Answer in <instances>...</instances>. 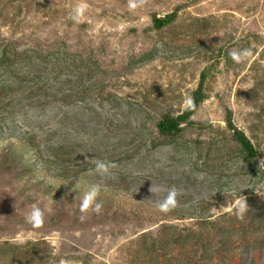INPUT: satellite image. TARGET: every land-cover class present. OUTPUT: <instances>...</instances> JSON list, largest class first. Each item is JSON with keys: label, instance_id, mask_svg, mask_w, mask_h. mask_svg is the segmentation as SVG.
<instances>
[{"label": "rangeland", "instance_id": "obj_1", "mask_svg": "<svg viewBox=\"0 0 264 264\" xmlns=\"http://www.w3.org/2000/svg\"><path fill=\"white\" fill-rule=\"evenodd\" d=\"M4 2L0 37L25 34L21 47L35 35L64 39L88 73L81 81L76 72L50 79L58 96L73 94L68 104L17 105L0 116V264H137L133 239L155 222L189 225L193 219L175 218L195 217L200 200L219 215L264 194V159L236 156L224 122L228 108L264 148V0H139L133 11L128 0H26L19 11ZM77 5L85 11L74 20ZM177 7L171 25L152 28L153 14ZM240 49L251 55L236 64L228 53ZM199 85L205 97L191 119L210 127H186L164 141L156 119L182 112ZM63 141L75 150L67 170L47 149ZM97 160L114 165L109 175L96 173ZM92 184L107 214H84L77 221L85 227L75 229L71 208ZM170 188L177 206L160 212L156 204ZM33 205L44 213L39 228L25 219Z\"/></svg>", "mask_w": 264, "mask_h": 264}, {"label": "trees", "instance_id": "obj_2", "mask_svg": "<svg viewBox=\"0 0 264 264\" xmlns=\"http://www.w3.org/2000/svg\"><path fill=\"white\" fill-rule=\"evenodd\" d=\"M22 1L26 0H6L4 5L8 4L19 11ZM41 4L37 3V6ZM178 12L177 7L163 16L153 14L152 28L161 30L171 25L177 19ZM8 20L14 24V19L10 17ZM31 35H27V39ZM25 39V34L15 38L13 32L9 37H0V116L2 112H11L8 109L17 105L19 108L24 104L42 106L52 101L68 104L73 94L62 93L58 96L56 92L60 87L57 88L50 79L53 80L62 73L76 72L78 80L81 81L82 75L88 73V70L83 71L81 68L83 59L66 51L67 45L64 39L50 40L35 35L32 45L21 47V44H25L23 42ZM76 61H79L80 65L74 69L73 65H76ZM52 73L55 75L50 78ZM4 75L6 77H3ZM64 81L68 83L71 79L67 78ZM204 97L199 85L191 95L194 108L186 107L175 115L169 112L162 113L155 122L158 136L165 141L178 136L186 127L200 129L210 127L207 121L196 122L191 119ZM224 122L230 132V140L238 153L236 156L250 164L255 163L259 157L264 159V148L257 145L242 128L236 126L232 111L228 108L225 109ZM255 139L257 140V137ZM47 149L53 162L64 170L69 169L75 152L70 143L63 141L58 145L51 144ZM14 167H21V159L14 164ZM252 170L256 171L255 167H252ZM255 171H249L250 175H256ZM261 175L264 176V168ZM244 201L247 210L242 219L237 218L236 215L239 205L228 212L213 215L207 214L209 210L207 202L200 200L191 207L193 213L190 214L198 211L195 217L190 215L186 217L182 214L175 218L176 220L193 219L194 222L189 225L172 221L155 222L156 227L140 232L133 239L135 262L137 264H260L259 260L264 255V194L248 196ZM79 202L80 200H76L75 206L71 208L72 226L75 229L85 227V223L77 221L82 214L79 210ZM173 211L174 209H171L169 212ZM100 213L102 216L107 214L106 211ZM87 214L99 215L91 211ZM116 215L117 212H112L111 218L115 219ZM82 264L88 262L83 260Z\"/></svg>", "mask_w": 264, "mask_h": 264}, {"label": "clouds", "instance_id": "obj_3", "mask_svg": "<svg viewBox=\"0 0 264 264\" xmlns=\"http://www.w3.org/2000/svg\"><path fill=\"white\" fill-rule=\"evenodd\" d=\"M139 0H128L127 7L130 11L135 10L140 7ZM85 8L83 5H77L72 12V19L78 20L84 13ZM229 58L236 64H241L249 55H251L250 49H240L233 50L228 53ZM186 107L188 109L194 108V103L192 99L189 97L184 101ZM260 164H264V161H261ZM114 165L111 162L105 160H97L95 163V171L100 176H107L110 174L111 168ZM100 195L99 185L92 184L88 186L87 190L83 192V195L79 202V210L82 213L80 219H84V214L91 212L99 214L102 208V202L98 199ZM177 195L178 191L175 188H170L167 191V194L157 202L156 207L160 212L166 213L171 209L177 206ZM247 210V205L242 202L237 210L236 215L237 218H243V214ZM26 222L30 224L34 228H39L44 223V213L42 209L38 206H31L30 210L26 214Z\"/></svg>", "mask_w": 264, "mask_h": 264}]
</instances>
